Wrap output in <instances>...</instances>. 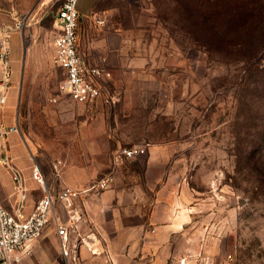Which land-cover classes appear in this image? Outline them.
<instances>
[{
	"label": "rangeland",
	"instance_id": "obj_1",
	"mask_svg": "<svg viewBox=\"0 0 264 264\" xmlns=\"http://www.w3.org/2000/svg\"><path fill=\"white\" fill-rule=\"evenodd\" d=\"M262 15L264 0H98L79 21V45L112 76L103 96L81 102L55 61L51 2L0 0L12 71L3 111L13 101L33 160L59 180L91 182L122 147L158 149L162 175L195 194L187 262L264 264V22L245 48L214 45ZM251 148L258 171L237 164ZM144 158L116 176L142 177Z\"/></svg>",
	"mask_w": 264,
	"mask_h": 264
},
{
	"label": "crops",
	"instance_id": "obj_2",
	"mask_svg": "<svg viewBox=\"0 0 264 264\" xmlns=\"http://www.w3.org/2000/svg\"><path fill=\"white\" fill-rule=\"evenodd\" d=\"M56 22L61 30V24ZM4 73L0 61V122L4 125L0 134V205L29 214L45 191L33 177L37 163L20 131L17 115H11L13 101L3 111L10 88V79L4 82ZM2 96L6 97L3 103ZM15 126L17 130H10ZM5 156L9 164L4 161ZM143 158L142 177L135 174L116 176L109 189L91 191L75 200V206L83 215L78 223L79 233L72 234V243L79 241L75 257L63 255L56 221L52 217L20 264H182L192 240L190 231L194 213L188 205L195 199V194L178 177L162 175V154L154 147L126 163L141 162ZM15 170L20 173V178L16 177ZM42 170L48 188L55 196L57 222L70 226L72 220L56 195L65 186L85 189L97 178L80 185L83 181L59 180ZM118 170L115 169L116 175ZM185 264L190 263L185 261Z\"/></svg>",
	"mask_w": 264,
	"mask_h": 264
},
{
	"label": "built area",
	"instance_id": "obj_3",
	"mask_svg": "<svg viewBox=\"0 0 264 264\" xmlns=\"http://www.w3.org/2000/svg\"><path fill=\"white\" fill-rule=\"evenodd\" d=\"M78 0H48L54 17L61 24V33L55 39V61L65 70L66 78L64 89L75 101L87 102L103 96L105 91L104 81L112 76L111 70L104 64L93 65L87 62L85 54L80 50L79 45V21L82 15L77 9ZM10 48L8 37L1 41L0 61L4 64V82L11 77V65L9 63ZM109 96L105 99L110 101ZM6 97H1L5 102ZM4 125L0 122V134L3 133ZM10 130H17L11 127ZM5 148V146H4ZM148 146L137 144L129 147H122L115 153L114 169L97 178L85 189H76L65 186L60 190L58 199L66 207L67 214L72 220L71 225L59 224L55 211V196L48 188L46 177L40 165L33 168V177L38 181L45 195L38 199L31 213L25 214L21 209L11 211L0 205V264H20L23 258L31 252V244L44 232L47 224L54 217L57 233L60 238L61 250L65 256H76L78 243H72V234L79 233V222L83 215L77 209L74 202L82 194L97 191L102 192L109 189L116 180L115 169L127 161L145 154ZM4 161L9 164L8 157ZM58 163L54 165L59 175ZM16 177L20 173L15 170ZM81 241L86 243L88 248L95 252L84 238ZM187 257L181 260L185 264Z\"/></svg>",
	"mask_w": 264,
	"mask_h": 264
},
{
	"label": "trees",
	"instance_id": "obj_4",
	"mask_svg": "<svg viewBox=\"0 0 264 264\" xmlns=\"http://www.w3.org/2000/svg\"><path fill=\"white\" fill-rule=\"evenodd\" d=\"M215 15V14H214ZM83 18V15L80 16V20ZM248 21V20H247ZM247 21L241 22L240 21L235 25L237 34L236 35H229L223 37H216L214 39V45H217L216 48L224 47L229 49H240L245 48L248 44H250V36L248 35L249 29L255 28L261 25L264 22V15H262L258 20L252 22V24L246 28L245 25ZM262 140H264V129L262 131ZM257 150L249 149L246 151L239 152L237 155V164L241 165V161H244L246 165H248L252 170L258 171L259 161L261 160L260 153L256 152Z\"/></svg>",
	"mask_w": 264,
	"mask_h": 264
},
{
	"label": "water",
	"instance_id": "obj_5",
	"mask_svg": "<svg viewBox=\"0 0 264 264\" xmlns=\"http://www.w3.org/2000/svg\"><path fill=\"white\" fill-rule=\"evenodd\" d=\"M97 2L98 0H78L77 9L82 15L90 16Z\"/></svg>",
	"mask_w": 264,
	"mask_h": 264
}]
</instances>
